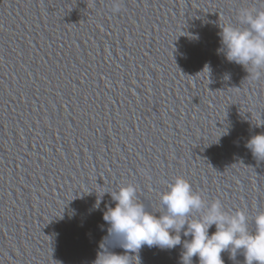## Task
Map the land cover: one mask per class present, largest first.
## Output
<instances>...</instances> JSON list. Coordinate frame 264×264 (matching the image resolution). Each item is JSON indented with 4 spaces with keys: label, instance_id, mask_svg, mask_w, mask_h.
Masks as SVG:
<instances>
[{
    "label": "water",
    "instance_id": "water-1",
    "mask_svg": "<svg viewBox=\"0 0 264 264\" xmlns=\"http://www.w3.org/2000/svg\"><path fill=\"white\" fill-rule=\"evenodd\" d=\"M244 8L264 0H0V264L122 254L110 193L133 185L161 214L177 177L254 230L264 160L246 144L264 133V74L217 51ZM179 235L132 264H182ZM221 258L244 264L243 250Z\"/></svg>",
    "mask_w": 264,
    "mask_h": 264
},
{
    "label": "clouds",
    "instance_id": "clouds-1",
    "mask_svg": "<svg viewBox=\"0 0 264 264\" xmlns=\"http://www.w3.org/2000/svg\"><path fill=\"white\" fill-rule=\"evenodd\" d=\"M113 11H120L118 2H114ZM237 19L247 27H221L223 47L217 51H223L227 61L241 65L249 76L258 79L264 74V10L240 9ZM246 147L257 160H264V133L253 135ZM110 194L115 206L107 209L103 220L109 225V234L122 239L125 251L121 254L102 248L94 264H132L130 253H138L144 245L173 249L181 244V230L185 237H191L183 243L182 264H192L193 257H198L199 264H224L221 253L229 251L235 256L238 250H243L244 264H264V212L254 217L255 228L249 231V218L243 211L229 214L219 200L207 204L182 177L161 194L165 209L161 214L146 210L138 202L133 185ZM193 213L200 215L189 219ZM213 226L216 230L209 234Z\"/></svg>",
    "mask_w": 264,
    "mask_h": 264
}]
</instances>
